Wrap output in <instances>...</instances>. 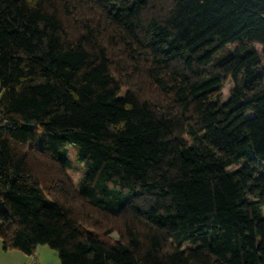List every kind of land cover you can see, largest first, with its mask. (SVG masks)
Returning a JSON list of instances; mask_svg holds the SVG:
<instances>
[{"label": "trees", "instance_id": "obj_1", "mask_svg": "<svg viewBox=\"0 0 264 264\" xmlns=\"http://www.w3.org/2000/svg\"><path fill=\"white\" fill-rule=\"evenodd\" d=\"M0 93L4 249L264 264V0H0Z\"/></svg>", "mask_w": 264, "mask_h": 264}, {"label": "rangeland", "instance_id": "obj_2", "mask_svg": "<svg viewBox=\"0 0 264 264\" xmlns=\"http://www.w3.org/2000/svg\"><path fill=\"white\" fill-rule=\"evenodd\" d=\"M256 49L261 51L259 45H256ZM230 87L231 82L228 80L223 87L224 96L227 95ZM70 181L74 186L78 183L77 178H71ZM0 264H59V257L57 251L46 244H38L31 255H26L16 249H4L0 239Z\"/></svg>", "mask_w": 264, "mask_h": 264}]
</instances>
